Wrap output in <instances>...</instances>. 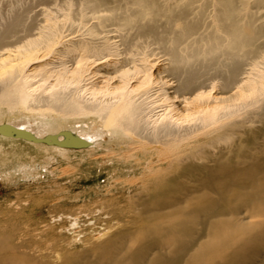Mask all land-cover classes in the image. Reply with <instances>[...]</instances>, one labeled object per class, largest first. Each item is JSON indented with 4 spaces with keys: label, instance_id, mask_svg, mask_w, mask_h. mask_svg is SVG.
Wrapping results in <instances>:
<instances>
[{
    "label": "bare ground",
    "instance_id": "1",
    "mask_svg": "<svg viewBox=\"0 0 264 264\" xmlns=\"http://www.w3.org/2000/svg\"><path fill=\"white\" fill-rule=\"evenodd\" d=\"M20 1L0 0V97L5 105L26 109L51 107L49 103L58 104L62 100L52 98L53 103L51 97L48 99L52 101L46 97L43 99V96V100L31 97L35 85L44 84L42 82H48L51 78L58 79L56 81L62 78L69 81L70 86H79L88 68H99V74L103 71L108 82L114 81L115 85H121L113 88L116 93L105 102H99V98L93 96V101L90 97V102L82 103V108L84 112L102 113L101 120H108V124L109 121L113 122V134L106 137L91 132L86 139L73 140V149L100 146L105 138L106 143H117L119 146L126 141L143 142L147 148L143 150L142 156L146 159L148 171L156 167V172L180 170V175L192 177L195 183L193 193L171 196L165 199L168 204H162L159 200L146 208L149 217H141L136 223L142 231L136 246L124 243L127 237L131 239L128 234L122 236L119 242H101L99 237L96 245L68 264H264V156L259 159L248 158L242 145L245 140L238 137L234 150L218 153L208 164L194 163V160L212 155L210 151L214 150L220 139L228 135V125H241L240 113L244 114V107L248 106L244 102L241 104L242 98L250 97L251 94L248 90L246 92L250 94H242L246 84L239 77L242 75L241 68L244 70L241 61L230 53L226 54L227 61L231 57L228 63L223 62L225 55L222 62L219 61L223 52L219 54L218 51L225 48H218V38L215 37L219 32H215L217 36L214 32V35L207 34L209 31L201 19L200 9L203 7L198 5L201 3L204 6L208 1L204 0L203 4L201 0H30L18 8L17 3ZM213 2L215 7L213 5L212 8H216L213 15L220 30L230 38L227 44L230 42L232 49H236L241 43L250 42L249 32L238 26V0ZM7 8H12L13 12H7L11 15L9 18L5 17L7 13L4 9ZM202 11L204 15L205 10ZM163 19L170 27H174L171 32L167 29L171 38L166 32L160 31ZM168 24L165 26L168 27ZM218 37L223 38L222 35ZM168 40L172 46L165 43ZM204 40L207 48L202 50L200 47L204 45L201 41ZM182 44L185 45L180 48ZM223 44L222 47L225 46ZM53 53H56L57 59L67 58V65L70 64L71 68L57 70L59 65L47 62ZM155 56L156 59H151ZM157 61L163 69L154 76L150 70ZM27 64L31 67L42 64L28 70L29 80L33 79L34 82L31 80L32 85L28 86L22 81L25 78L23 69ZM38 78L41 80L38 81ZM259 78L264 79L263 76ZM215 79L219 81L220 91L213 98L203 90L213 86L211 82ZM129 84L135 86L127 89ZM165 88L171 92L166 93ZM148 99L152 101L148 103ZM169 100L178 106L170 105ZM68 101H63V106L67 104L73 107ZM217 103L225 106L224 109L221 107L223 110L219 108L218 113L219 105L217 110L212 108L217 113L214 114L211 106ZM233 103L237 104L233 108L227 105ZM154 110H158V113L151 115ZM154 116L158 119L154 120ZM233 116L237 120H231ZM33 119L30 120L35 124ZM227 120L230 124L225 123ZM26 122L29 123V119ZM148 122L155 126L151 128L154 131H143ZM55 123L50 121L44 129L58 130L60 126ZM15 125H9L12 127L9 130H15V135H6L1 130L0 140H21L26 144L33 142V146L43 150L37 145L40 140L31 141L27 138L25 126L17 125V130ZM34 128L31 131L37 130ZM185 141H189V145H181ZM65 145L54 144L62 151ZM159 178V183L154 185L179 184L177 179L181 177ZM192 202L199 205L193 206L190 204ZM2 243L0 241V245ZM10 259L15 262L17 258L12 256ZM12 262L9 260V264ZM0 264L6 263L1 261Z\"/></svg>",
    "mask_w": 264,
    "mask_h": 264
},
{
    "label": "rangeland",
    "instance_id": "2",
    "mask_svg": "<svg viewBox=\"0 0 264 264\" xmlns=\"http://www.w3.org/2000/svg\"><path fill=\"white\" fill-rule=\"evenodd\" d=\"M25 1L26 0H24V2L23 0L20 1L21 4L20 2L17 3V7L21 8L26 3L30 2V0H27V2ZM203 1L201 0L200 2L204 4L205 1ZM207 1L208 2L204 5L207 9L202 6L201 3L198 4L201 8H205L200 9L203 17L200 15L199 17H202L203 23L205 22L204 27L209 31L207 34L219 32L218 36L222 35L223 37H218L215 33V36H217L215 38H218V48H225V50L223 49L220 51H218L217 48L219 54L221 51L223 52L220 54L222 58L220 59L219 57V61L221 63L225 55L226 60L224 59L223 62L225 61V63H228L231 57L229 56L227 61L226 54L229 53L233 54L235 59L241 61L244 70L241 68L242 70L240 73L242 75L239 77H242V79L245 80L244 84H246V86L244 85L245 90H243L244 93L242 94L246 96L249 91L251 94L248 93L250 97H248L249 95L244 97L246 100H249L248 103L247 101H243L245 99L241 97V104L246 103L245 105H248L244 107L245 111H243L245 113L243 111L241 112L244 114L240 113L241 125L234 127L228 125V135L220 139L219 143L215 145L214 150L210 151L212 155L194 160V163L208 164L210 160L216 158L218 153L234 150L238 144V137H241L243 141L245 140L242 144L245 148V155L248 158L258 157L259 159L264 156V115H261L264 114V79L261 78L260 80L259 78L262 76L264 78V2L260 3L261 0H238V26L241 30L249 32L251 41L248 43H241V45L237 46L236 49L233 48V50L230 42L227 44L230 38L224 36V33L220 30L221 28L214 17L215 11L213 12V10L216 9H213L215 7L214 0ZM213 5L214 7L212 8ZM68 8L70 9V7ZM11 10L12 8L4 9L6 13L9 11V14H13ZM202 10H205L204 15ZM3 13L5 16V12ZM8 13L6 14L7 16H5L7 18L11 16ZM164 20L165 19L161 21L163 22V24L161 23L162 26H160L161 24L159 25L162 28H160V31L166 32L169 35L168 32L173 31L174 27H170V24L165 23ZM206 23L209 27H207L208 25H206ZM167 24L168 27H166ZM165 27L166 29H164ZM170 28L172 30H170ZM167 29H169V31ZM202 30L205 31L204 29ZM168 37L171 38V35ZM222 39H224V42ZM169 40L165 43L172 46ZM219 41H222V43ZM201 42L200 43L204 46L200 48L202 50H204V48L206 49V40ZM200 43H198V45H200ZM223 43H225V46L222 47V45H224ZM167 45L165 46L170 47ZM184 45L185 44L180 45V48ZM56 56V53H53L47 62L52 61L55 63V66L59 65L60 67L58 66L57 70L71 68L70 64L67 65V58L64 57L65 60L60 57L57 59ZM156 58L157 56L151 59L154 60ZM244 61L247 62L245 63ZM155 63V65L152 64L150 70L151 74L154 76L156 73L162 72L163 69L161 63L158 61ZM27 65L24 67L25 70L23 69V71H25L23 75L25 78H28H24L22 81L25 85H32L34 82L33 79H31L32 83L31 80H29L30 78L27 76L28 70L42 64L32 65V67L29 64ZM108 68L109 66L107 69ZM98 70L99 68H88L87 75L85 73L87 78H82L83 80L80 85H77L79 88L75 86L76 84L70 86L71 83L62 78L59 81H56L58 80L56 78H51L48 82H42L44 84L38 83L35 85V92L30 91L31 93L34 92L33 94L29 92L30 95H32L31 97H37L38 100L48 99V97H51V99L60 98V100H62L61 103L59 102L57 104L56 102L54 103L52 99L54 104H52V102L51 104L49 103L51 107L48 108L40 107L37 109H26L16 105L7 106L3 98L0 97V132L2 130L6 135L11 136L15 135V130H9L12 128L9 126L11 123L25 126L27 128H24L27 130V138L31 141L35 139L36 141L40 140L37 145L43 149L40 150L33 146V142H31L32 144H26L21 140H8L4 138L0 140V241L3 242L2 245H0V248L3 249H0V262L4 261L6 264H9V260L12 262L10 257L16 256L17 259L15 262H12V264H68L86 253L92 245H96L98 241L97 238L99 237L102 239L101 242L106 240L119 242L122 236L128 234L131 239L127 237L128 240L124 241V243L130 246H136L139 242L138 238L142 237V231L138 229L136 223L141 220V217H149L148 209L146 208L153 202L159 200L162 201V204H168L169 202L165 199H169L171 196H178V194L188 195L195 191L194 179L186 175L183 177V175H180V170L175 171L174 169H169L167 172H156V167L148 171V168H146V159L142 156L143 150L147 148L146 144L144 145L143 142L135 141L131 143L126 141L119 146L117 143H106L107 138H105L104 143L101 144L103 146H87L85 149H73V140L86 139L91 132H98L106 137L109 134H113V127L115 126L113 122L109 121L108 124V120H101L100 115L102 113L98 114V116L97 112H93V114L84 112L82 108V103L87 101L90 102V97L91 101H93V96H95L96 99L99 98V102L100 100H102L101 102H105L116 93V90L113 88L121 85L120 83H116L117 85H115L114 81L108 82L103 71H100L102 77ZM257 74L259 77H257ZM40 78L42 77L40 76ZM37 80L39 81L41 79L38 78ZM212 82L211 85H214L211 87L209 86L211 90L207 87L209 91L206 88L207 92L205 89L203 91H205L208 96L211 95L215 98L220 91V85H218L219 81L216 79ZM68 83L69 86H67ZM129 85L127 89H132L135 86V84ZM248 88L251 89L249 90ZM51 89L54 90L51 91ZM82 90L84 91L82 92ZM164 90L166 93L171 92L169 88H165ZM246 90H248V92H246ZM107 93H109V96ZM151 93L153 94V92ZM211 96L210 99H212ZM255 97H257V100ZM68 98L70 102L67 100ZM241 98H239V102H241ZM51 99L48 100L52 101ZM150 99H148V103L152 101ZM63 101H68V103L74 106L72 107L70 105L69 107V105L66 104L68 107L67 109L66 105L63 106ZM169 102H171V100H169ZM236 102L237 100L234 101V103ZM239 102L237 104L240 105ZM252 102L253 104H251ZM59 104L62 107L59 106ZM237 104L227 105L233 108V106L235 107ZM170 105L178 106L177 103L173 102H171ZM213 105L211 109L215 108V110H217L216 107L219 105L217 113L219 112V108L223 106L224 109L225 106V104L220 105V103ZM259 107L263 111H260ZM69 109L71 113L67 114L70 112L68 111ZM223 109L221 108V110ZM213 110L214 109H212V112ZM215 110L214 114L216 113ZM157 111L158 110H154L151 115H155L158 113ZM153 118L154 120L158 119L155 118V116ZM234 118L236 117L233 116V119H230L237 120V118ZM28 119L30 121L29 123L26 122ZM30 119H33L35 124ZM228 120L225 121V123L231 121L228 122ZM50 121L56 122L55 124L60 126V128L54 131L44 129L45 125ZM105 121H107V123ZM17 125H15L16 128L18 127ZM148 125L150 126L151 123L149 124L148 122L146 129L143 128V131H150L151 128L155 127L152 126L153 124L151 125L152 127ZM217 126L218 124L213 127L216 128ZM33 128L37 130L31 131ZM88 128L92 130L90 129L89 131ZM151 131H154V129ZM58 143L66 144L63 147L65 148L64 151L54 146V144ZM181 145H189V141L182 142ZM56 150L60 151V153ZM154 162L155 160L153 163ZM153 165L155 166L156 164ZM175 175H177V178L179 176L181 177L177 179L179 184L168 186H164V184L159 186L154 185L155 183H159L161 179L159 177L161 176L172 178V176ZM190 204L193 206L199 205L197 202H192Z\"/></svg>",
    "mask_w": 264,
    "mask_h": 264
}]
</instances>
